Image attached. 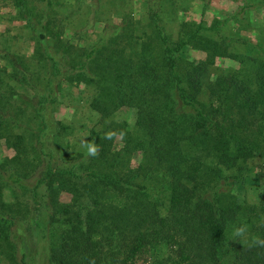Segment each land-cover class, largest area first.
Segmentation results:
<instances>
[{
  "label": "trees",
  "instance_id": "16d2710c",
  "mask_svg": "<svg viewBox=\"0 0 264 264\" xmlns=\"http://www.w3.org/2000/svg\"><path fill=\"white\" fill-rule=\"evenodd\" d=\"M3 1L32 47L10 51L0 34V139L13 150L0 159L3 264H30L41 242L49 264H264V187L253 203L238 192L264 167V27L255 43L225 34L264 0L210 23L177 20L174 34L180 0H145L140 18L113 0L119 21L84 46L65 37L60 0ZM216 58L238 65L211 79ZM74 88L83 149L73 121L56 117ZM122 108L133 123L114 118Z\"/></svg>",
  "mask_w": 264,
  "mask_h": 264
},
{
  "label": "rangeland",
  "instance_id": "374dc122",
  "mask_svg": "<svg viewBox=\"0 0 264 264\" xmlns=\"http://www.w3.org/2000/svg\"><path fill=\"white\" fill-rule=\"evenodd\" d=\"M88 3L89 0H60L57 4L55 3L58 16L65 19L67 28H69L64 33L65 37L77 46H84L95 42L99 37L104 35L105 26L119 21V17L110 14L111 10H116V7L113 6V0L100 1L101 5L98 6V8L95 6L96 11L93 10L92 14L86 16V13H88L86 8ZM119 4L121 6L122 3ZM129 4L136 18H140L145 14V0H129ZM240 6L241 0H210L205 7L201 0H180L179 8L182 7V10L178 9L177 12H174V15L169 17V21H171L168 23L169 28L174 34L175 32L177 33V20H184L193 23L200 21L210 23L216 18L224 19L230 14L235 13ZM17 18L18 17L14 9L11 7V4L0 0V34H8L12 37V41L4 40L10 46V51L27 54L31 52L32 47L29 45L26 37H17L20 32H23V30L20 29L22 20ZM87 22L89 25L88 27L85 24ZM231 22H229L230 29L225 28V34L232 35L239 40L242 39L255 43L258 36V28L264 27V8H251L246 10L240 15L236 22L234 20L232 22L233 24ZM74 31H77L79 35L74 36ZM3 44L4 43H0V48H3ZM204 56V52L202 51H197L191 48H187L186 50V58L191 60L204 59ZM237 65V62L233 59L216 58L209 75L212 77L211 79H213L220 72H224L231 67H237ZM80 90L81 89L77 88L73 89V95L77 101L73 105L68 103L66 97L63 99V103L56 112V117L68 123L73 121L75 132L71 138V142L75 144L76 148L83 149L86 131L81 130L79 125L75 122L85 119L88 113L86 103L81 98L82 93L79 94ZM74 108L79 110H74ZM93 114V117L95 118V113ZM114 118L127 120L129 123H133L135 119L133 110L129 108H122L115 113ZM121 144L120 137L117 136L115 138V146L118 148ZM12 154L13 150L6 146L4 139H0V159L5 156H11ZM137 160L138 156L133 157L132 164H137ZM256 170H258V173L252 175L254 181L246 184L243 189L238 191L240 198H245L251 203L256 202L259 192L264 187V167H258ZM60 199L61 201L69 203L70 194L62 192ZM33 240L34 238H31L28 244L30 249L29 252L35 249ZM39 246L40 250H37L36 252L32 251L30 253L29 263L49 264L46 260L47 252L44 249V242H41ZM0 264H3L1 259Z\"/></svg>",
  "mask_w": 264,
  "mask_h": 264
},
{
  "label": "clouds",
  "instance_id": "9594fccd",
  "mask_svg": "<svg viewBox=\"0 0 264 264\" xmlns=\"http://www.w3.org/2000/svg\"><path fill=\"white\" fill-rule=\"evenodd\" d=\"M89 153L91 155L95 156V155L98 154V149L96 147H90ZM245 230H246L245 228H241V229L237 230L236 234L237 235H242ZM256 243H258V244H264V241L257 240Z\"/></svg>",
  "mask_w": 264,
  "mask_h": 264
}]
</instances>
